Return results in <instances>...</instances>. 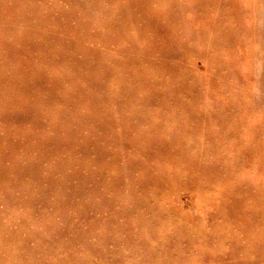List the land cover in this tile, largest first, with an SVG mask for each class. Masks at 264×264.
Masks as SVG:
<instances>
[{
	"label": "rangeland",
	"instance_id": "374dc122",
	"mask_svg": "<svg viewBox=\"0 0 264 264\" xmlns=\"http://www.w3.org/2000/svg\"><path fill=\"white\" fill-rule=\"evenodd\" d=\"M0 264H264V0H0Z\"/></svg>",
	"mask_w": 264,
	"mask_h": 264
}]
</instances>
